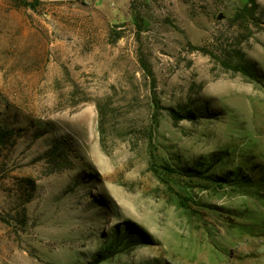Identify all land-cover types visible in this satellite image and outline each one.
I'll use <instances>...</instances> for the list:
<instances>
[{
    "label": "rangeland",
    "instance_id": "374dc122",
    "mask_svg": "<svg viewBox=\"0 0 264 264\" xmlns=\"http://www.w3.org/2000/svg\"><path fill=\"white\" fill-rule=\"evenodd\" d=\"M244 3L0 0V264H264V0L248 28Z\"/></svg>",
    "mask_w": 264,
    "mask_h": 264
},
{
    "label": "trees",
    "instance_id": "16d2710c",
    "mask_svg": "<svg viewBox=\"0 0 264 264\" xmlns=\"http://www.w3.org/2000/svg\"><path fill=\"white\" fill-rule=\"evenodd\" d=\"M131 10L133 11L132 5H131ZM257 11H258V5L256 3V0H245V3L236 12V14L233 16L231 21L234 25H238L241 28H248L249 25L257 26V24L254 23L256 21ZM138 27L140 26L138 25ZM223 65H225V67H227L229 70H232L236 73H240L245 77H249V78L254 77L253 68L251 64L243 57V54L241 52H237L234 63L231 61ZM153 102L157 111L161 110L159 101L155 98V96L153 97ZM189 116L190 114L187 115V117ZM172 118L174 121H179L182 119V115L178 113H172ZM10 134H12V131L0 130V143H3L6 137L9 136ZM167 170L173 172L169 168H167ZM183 172L187 174H195L196 177L201 176V173H199L198 171L189 172L187 170H183ZM112 254L113 252H110L109 255ZM106 259H108V256L105 255V252H102V255H98L97 258L89 264H100Z\"/></svg>",
    "mask_w": 264,
    "mask_h": 264
},
{
    "label": "crops",
    "instance_id": "0c3cea01",
    "mask_svg": "<svg viewBox=\"0 0 264 264\" xmlns=\"http://www.w3.org/2000/svg\"><path fill=\"white\" fill-rule=\"evenodd\" d=\"M40 1H47V2H52V3H70V2H75L76 0H40ZM97 3H109L110 1H116V0H93Z\"/></svg>",
    "mask_w": 264,
    "mask_h": 264
},
{
    "label": "water",
    "instance_id": "95a60500",
    "mask_svg": "<svg viewBox=\"0 0 264 264\" xmlns=\"http://www.w3.org/2000/svg\"><path fill=\"white\" fill-rule=\"evenodd\" d=\"M220 19H222L221 15L218 16V20H220ZM122 27H124V24H114L113 25V28H115V29H120Z\"/></svg>",
    "mask_w": 264,
    "mask_h": 264
}]
</instances>
